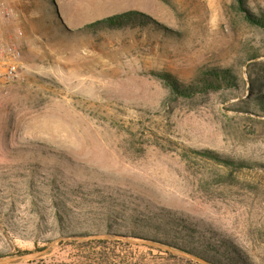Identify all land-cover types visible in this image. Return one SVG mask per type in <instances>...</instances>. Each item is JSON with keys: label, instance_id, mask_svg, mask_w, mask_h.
<instances>
[{"label": "rangeland", "instance_id": "rangeland-1", "mask_svg": "<svg viewBox=\"0 0 264 264\" xmlns=\"http://www.w3.org/2000/svg\"><path fill=\"white\" fill-rule=\"evenodd\" d=\"M6 1L15 14H0L3 37L23 57L20 76L0 82V259L55 243V258L10 264H76L89 254L203 264L138 238L60 245L69 238L56 216L66 206L69 231L94 234L110 222L112 232L207 249L220 264L234 252L238 264H264V27L240 8L264 17V0ZM134 9L155 22L86 28ZM231 66L239 88L191 98H175L155 74L189 82ZM152 213L161 215L152 227L133 224ZM191 223L203 238L213 229V248L164 234L191 238Z\"/></svg>", "mask_w": 264, "mask_h": 264}, {"label": "trees", "instance_id": "trees-1", "mask_svg": "<svg viewBox=\"0 0 264 264\" xmlns=\"http://www.w3.org/2000/svg\"><path fill=\"white\" fill-rule=\"evenodd\" d=\"M243 5L244 4L240 2V8H242V10L246 13V18L250 22L264 27V17H257L255 15L248 13V11L243 7ZM154 22H155L154 19H152V17L149 14L143 11L134 9V10H128L122 13H117V14L99 19L95 22L87 24L86 28H91V29L123 28L125 26H131V25H144L145 26V25H148ZM155 74L162 80V82L170 90V93L175 98H178V97L191 98L199 94L217 92V91L224 90V89H236L241 86V82H242V77L239 71L236 69V67H233V66L227 67V68L208 67V68L202 69L201 72L189 82L181 81L176 76H174L172 73L167 72V71H159V72H156ZM260 97L263 98L264 96H260ZM205 153H209V151ZM218 158L228 163L242 164L234 159L224 158V157H218ZM62 208L63 209L59 210L56 216L57 222L59 224L61 236L62 237L65 236L66 238H69V240L71 239L72 241H69V240L65 241L63 239L60 241V245L64 243H77L78 238H83L86 236L93 235V234H90L89 232L76 233V231H69L71 230V228L74 227L73 224H69V221L72 220L74 213L72 214V211L70 209H67L66 206H63ZM133 210L137 213L144 214L143 211L137 208H133ZM160 216H161L160 214L152 213V217H150V219H144L141 222H138L136 221V219H134L133 221L136 223H133V224H135L138 228L152 227V222H155L156 220H158ZM133 217L134 216H131L129 219H133ZM110 218L116 221L118 219L117 216L115 217L111 216ZM163 218L164 220H166V222L170 224H173V223L175 224V223H179L180 221H182V219L175 218L174 216L170 214L164 215ZM114 226L115 225L109 222L107 225V231L101 230L94 234H107L114 238L116 236H121V237H126V238H138L144 241L153 242V244H162L164 246H168L170 248L192 254L194 256L205 259L211 264L221 263L219 262V259H217L218 257L216 255L210 254L207 251V249H201V248L191 249L185 246H179L169 240L168 241L163 240L156 236L151 237L141 232H136L134 230L124 232V233L123 232H112L110 229H113ZM118 226L121 228L123 227L129 228L128 224L126 225L118 224ZM187 229H188L187 232L189 235H191V238L185 239L184 237H181V236L179 237L178 235L172 232H164V234L175 237V238L183 239L186 242H191L195 244H203L204 246L209 247V248L214 247L212 241L210 240L211 238H217V234L213 231V229L208 230L209 233L208 235H206L208 237H204V238H203V235L205 234L200 233L202 229L198 227V225H193V223H191L190 227H188ZM110 241L111 239L109 238H97V239H89V240L84 239L82 242H83V245L84 244L88 245L92 243H106ZM116 241H120V240H116ZM222 246H229V243L226 241H223ZM50 255H52L55 258L57 257V252L54 250L50 253ZM82 258L83 259H79L78 261H75L76 264H113L108 261L107 259L108 256L107 257L105 256L97 257L92 254H89L86 256H82ZM237 259H239V256L238 254L236 256V252H234L233 255L226 258L225 264H238Z\"/></svg>", "mask_w": 264, "mask_h": 264}, {"label": "built area", "instance_id": "built-area-1", "mask_svg": "<svg viewBox=\"0 0 264 264\" xmlns=\"http://www.w3.org/2000/svg\"><path fill=\"white\" fill-rule=\"evenodd\" d=\"M0 14L6 18L15 14L6 0H0ZM3 34L0 27V82L9 83L20 76L23 53L18 43L5 41Z\"/></svg>", "mask_w": 264, "mask_h": 264}, {"label": "water", "instance_id": "water-1", "mask_svg": "<svg viewBox=\"0 0 264 264\" xmlns=\"http://www.w3.org/2000/svg\"><path fill=\"white\" fill-rule=\"evenodd\" d=\"M110 237L111 236L107 235V234H93V235L86 236V237H83V238L89 240V239L110 238ZM115 238L127 239L126 237H121V236H116ZM54 246H55V243H51L50 245H48L46 247H43V248H41L39 250H36L34 252L24 253V254H21V255H15V256L7 257V258H1L0 259V264H10V263H14V262H20V261L32 260V259L40 258V257H43V256H46V255L50 254L53 251ZM163 247L166 248L167 250H171L173 252H179L182 255H185L187 257L197 259L203 264H211L208 261H206L205 259L197 257V256H194L192 254L185 253V252H182V251H178V250L170 248L168 246H163Z\"/></svg>", "mask_w": 264, "mask_h": 264}]
</instances>
